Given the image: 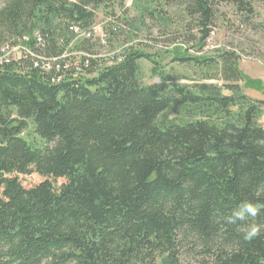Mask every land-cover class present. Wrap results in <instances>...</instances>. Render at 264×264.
Wrapping results in <instances>:
<instances>
[{
	"label": "trees",
	"instance_id": "trees-1",
	"mask_svg": "<svg viewBox=\"0 0 264 264\" xmlns=\"http://www.w3.org/2000/svg\"><path fill=\"white\" fill-rule=\"evenodd\" d=\"M131 1L133 16L125 0L0 6V264H264V210L227 222L264 205V90L241 93L234 51L175 46L196 30L200 50L221 5L253 26L264 0ZM153 30L149 43L196 77L139 48ZM251 225L261 235L245 240Z\"/></svg>",
	"mask_w": 264,
	"mask_h": 264
},
{
	"label": "rangeland",
	"instance_id": "rangeland-1",
	"mask_svg": "<svg viewBox=\"0 0 264 264\" xmlns=\"http://www.w3.org/2000/svg\"><path fill=\"white\" fill-rule=\"evenodd\" d=\"M2 2L3 0H0V6ZM131 2V0H125V7L129 10V15L133 16L134 13L133 11H131ZM219 9L220 17L215 23V26L211 29V33L209 34L208 39L204 42V45L200 50L197 47H193L195 43L199 40V35L196 30H192L190 32L189 35L192 36L191 40L188 39V37L187 39L184 37L183 42H178V44H176L175 46L181 48L182 50H187L188 55L195 57L212 56L213 54H215L216 51L222 49L236 52L238 55V69L246 80L238 86L240 88L241 93L252 100H262V92L257 93L251 90L250 88L252 84L256 83L261 86V90H264V26L259 27L257 25V23L261 22L264 25V8H258L260 16L259 21L253 23V26L249 25L247 27L239 25L238 17L234 15V13L229 7L221 5ZM118 14L119 12L115 13V15ZM105 24H107L105 16L102 12H99L96 15L95 24L93 27V33L96 37L101 36L102 28ZM228 24L231 25L232 28H230ZM232 24H234V26ZM149 34L139 33V37H137L135 41L141 43L139 46L141 50L150 53L154 57L155 54L159 56L156 59H160L158 60V62L161 63V66H164V71L166 73L169 74L170 69L174 68V71L176 72L175 74H177L178 76L186 75L190 77H196L194 76V73L189 70V68L183 69L176 65H172L169 52L171 51V49H173V47L167 46L168 49H165V44L161 42L158 44V46L150 44L148 39H158V33L153 30ZM144 44H146L148 48H145ZM121 49L122 42L119 40L115 41V44H113V48H111L110 51L118 54ZM161 51L166 54H163ZM140 67L145 77V84L158 83V79L149 80L151 74L150 70L152 68L151 64L146 61H142L140 63ZM180 83L188 84L189 82L181 80ZM223 94L228 95V92L224 91ZM260 123L261 126L264 128V116L260 120ZM42 181L43 179L35 175L30 177H20V182L24 188L33 187L35 185H38ZM57 183L58 185H60L62 182L58 181ZM181 260L182 264H192L189 263L191 261L189 257L183 256Z\"/></svg>",
	"mask_w": 264,
	"mask_h": 264
},
{
	"label": "clouds",
	"instance_id": "clouds-1",
	"mask_svg": "<svg viewBox=\"0 0 264 264\" xmlns=\"http://www.w3.org/2000/svg\"><path fill=\"white\" fill-rule=\"evenodd\" d=\"M262 210H264V205L245 202L227 217V222L236 224L238 221H245L248 217H256ZM261 231L260 226L251 225L244 232V239L250 241L261 235Z\"/></svg>",
	"mask_w": 264,
	"mask_h": 264
}]
</instances>
